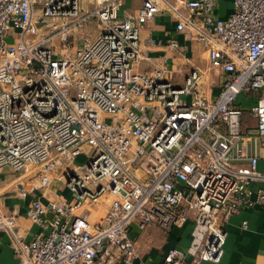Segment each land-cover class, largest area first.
Listing matches in <instances>:
<instances>
[{"label": "built area", "instance_id": "obj_1", "mask_svg": "<svg viewBox=\"0 0 264 264\" xmlns=\"http://www.w3.org/2000/svg\"><path fill=\"white\" fill-rule=\"evenodd\" d=\"M127 1L96 0L82 14L80 0H0V169L22 175L20 199L25 177L66 169L70 197L30 201L24 216L39 231L30 240L17 228L19 208L0 206L17 264H135L133 228L170 231L189 212L199 241L169 249L163 264H185L199 245L196 264H217L225 219L264 210V151L249 152V141L264 140V0H141L137 14L121 16ZM158 15L174 36L147 47L186 54L198 45L222 77L216 97L204 96L211 84L198 89L201 70L182 87L167 66L135 71L149 59L141 30ZM90 19L98 30L72 57L46 47ZM242 96L254 99L249 135Z\"/></svg>", "mask_w": 264, "mask_h": 264}, {"label": "crops", "instance_id": "obj_2", "mask_svg": "<svg viewBox=\"0 0 264 264\" xmlns=\"http://www.w3.org/2000/svg\"><path fill=\"white\" fill-rule=\"evenodd\" d=\"M140 6L141 0L127 1L120 15L137 14ZM80 8L82 14L91 13L96 8V0H80ZM223 14L220 15L222 16ZM173 33V24L167 15H158L149 21L140 33L142 52L149 59L142 60L135 68V71L138 73H149L156 66H167L172 71V75L182 72L183 69L186 70V77L192 69L201 70L207 74V77L206 82H201L198 85V89L203 91L205 89V83L211 84L210 91H205L204 96L211 99L216 97L220 91L222 77L216 70H210L211 66L206 54L198 45L192 44L189 52L186 54L168 49L161 50L156 47H147V41L149 39H166L173 37ZM175 37L182 44L181 38ZM204 59H206V62L203 61ZM184 79L182 80V86ZM237 103L241 104L243 109L242 116L244 117V125L241 127L242 132L244 135H249V131H252L255 126V122L250 116V109L254 105V99H248L242 96L238 98ZM249 127H252V129ZM249 142H251L249 143V152L259 154L264 151V140L255 141V143L252 140ZM259 167L262 170L264 169L263 161H260ZM11 176L13 177L10 178ZM20 177L22 175L14 173L10 169H0V206L5 212L12 210L14 207L19 208L20 218L17 228L25 233L26 240H30L39 232L37 227L24 216V212L30 201L40 199L46 204L50 201L70 200V197L62 184L59 192H57V185H53V187L48 186L44 190L33 189L29 192L26 199H20L17 196L19 186L16 183ZM26 178H24L23 182L25 185H28L29 181L27 182ZM194 216V212H189L188 221L182 227L173 228L170 231H164L155 225H150L142 231L134 230L133 228L131 238L138 253L135 264H163V258L169 249L178 248L186 251L193 241L197 243L199 238H196L193 231ZM243 222L246 223L245 228L242 227ZM223 228L226 232V240L223 247L222 259L217 264H264L263 208L257 206L253 209L239 210L225 219ZM200 249L201 246L199 245L195 255H189L185 264H196ZM0 264H17V257L11 239L7 234L1 232ZM199 264L213 263L201 262Z\"/></svg>", "mask_w": 264, "mask_h": 264}, {"label": "rangeland", "instance_id": "obj_3", "mask_svg": "<svg viewBox=\"0 0 264 264\" xmlns=\"http://www.w3.org/2000/svg\"><path fill=\"white\" fill-rule=\"evenodd\" d=\"M98 30V22L96 19H91L84 24L82 27H78L74 29L70 36L64 41H61L58 37L53 41H50L49 44L46 45L48 48H52L55 53L62 54L63 56L72 57L76 49H78L82 43V40L86 37L93 36L96 34ZM198 60V59H196ZM204 59L203 61H205ZM143 65V64H142ZM187 74L186 70L183 69L180 73H175L172 75V83L175 87L182 86V80L184 79L185 75ZM244 117L241 115V127L244 125ZM252 129V127H249ZM242 129V128H241ZM83 161L81 159L76 160V164H81ZM63 166V165H62ZM62 168H65L62 167ZM8 169V168H7ZM62 169H54L50 173H39L32 176H28L26 181H29V184L26 185V189L30 192L33 189L44 190L48 186L53 187L57 185V192L59 189L62 188V176L66 173V169H64L63 173ZM21 175V174H20ZM11 176L10 178H12ZM9 178V179H10ZM58 201V200H57ZM99 202L104 203L105 199H100Z\"/></svg>", "mask_w": 264, "mask_h": 264}]
</instances>
